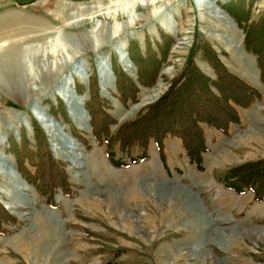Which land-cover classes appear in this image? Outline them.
Returning <instances> with one entry per match:
<instances>
[{
    "label": "rangeland",
    "instance_id": "obj_1",
    "mask_svg": "<svg viewBox=\"0 0 264 264\" xmlns=\"http://www.w3.org/2000/svg\"><path fill=\"white\" fill-rule=\"evenodd\" d=\"M260 55L264 0H0V264H264V195L242 180L264 161ZM203 88L224 123L201 124L203 170L177 137L114 140Z\"/></svg>",
    "mask_w": 264,
    "mask_h": 264
},
{
    "label": "trees",
    "instance_id": "obj_2",
    "mask_svg": "<svg viewBox=\"0 0 264 264\" xmlns=\"http://www.w3.org/2000/svg\"><path fill=\"white\" fill-rule=\"evenodd\" d=\"M259 61L260 63H264V56L260 55ZM263 66L264 64L260 65L262 72H264ZM196 84L197 83L194 82V85ZM192 91L191 93L193 94V98H195V100H198L197 104H193L190 100L185 98V95L189 94L188 91L179 90V94L174 102L173 99H171V97L167 94L162 97L155 105L149 107L147 112L141 114L134 121L123 125L116 133L114 140L123 147L130 148L134 145H139L140 147L146 149L148 147L149 141L151 139H155L157 141L160 153L164 154V142L162 141L163 138L168 135L177 137L182 140L183 146L191 162L196 164L200 170H203L202 156L204 152H206L207 148L204 144L205 138L201 124L206 123L212 126L222 128L224 123L220 121H213L212 119L208 118V116L201 115V112H203L202 107H208V109L210 110V108L215 109V105H218L212 101V98L210 96L206 95V89L203 88L198 92L195 91V93ZM204 99L208 101V105L204 104ZM176 101H179V103H176ZM211 101L214 104H211ZM172 105L173 110L176 111V114H174L173 116L171 114ZM175 108L179 109L175 110ZM204 113L207 114L208 112L205 111ZM162 115L163 119L168 116H172V120L168 122L166 126L162 125ZM174 116L175 118L173 119ZM172 122L175 125H173ZM46 155L50 156V154L47 153ZM48 160L50 163L54 164V161H52L51 158H49ZM260 163L262 164L264 163V161L259 162L257 164H250L244 169V171H248L249 173L242 174V180L247 182L245 188L250 186L251 190H254L259 197L264 195V187L260 186L259 189L255 188L252 186V181L256 180V182L258 183L264 181V178L262 176L264 175V168H258V165ZM51 182L52 180L48 178L47 183L49 186H51ZM235 188L236 187H234V189Z\"/></svg>",
    "mask_w": 264,
    "mask_h": 264
},
{
    "label": "bare ground",
    "instance_id": "obj_3",
    "mask_svg": "<svg viewBox=\"0 0 264 264\" xmlns=\"http://www.w3.org/2000/svg\"><path fill=\"white\" fill-rule=\"evenodd\" d=\"M64 8V7H63ZM208 9H210V8H208ZM204 11H207V10H204ZM211 18L214 20V21H217L221 26H225L226 24H229L230 22L232 23V20H231V18H230V16H228V15H226L225 13H223L222 11H216V12H214V15L213 16H211ZM203 20H204V22L205 21H208V17H205V15H203ZM225 28L226 29H228L229 30V28L228 27H226L225 26ZM223 40H225L224 38H222ZM228 40V39H227ZM225 42V41H224ZM121 62L122 63H127L128 61H127V56H126V54L124 53V55L122 54L121 55ZM128 64V63H127ZM125 67H127V66H125ZM128 67H129V64H128ZM41 124H47V120H41ZM50 124H53L52 122L50 123ZM50 124H49V126H47L46 127V130H47V132L48 133H50V135L53 137V139H54V141L56 140L57 142L58 141H60L61 140V142H59V143H61L62 144V146H65V147H67V148H71L72 147V144L69 142V141H64L63 140V136L62 137H60V132H64V129H62V127L61 126H59V125H55V126H50ZM66 131V130H65ZM59 134V138H58V135H56V134ZM65 135V134H64ZM69 136V135H68ZM67 138V137H66ZM69 139V138H68ZM63 144H65V145H63ZM75 144V143H74ZM57 147V146H56ZM55 148V147H54ZM55 150V149H54ZM57 151V150H56ZM12 170H13V174L16 176V177H19V175H18V173L15 171V169H13L12 168ZM14 182H15V184H14V187L17 189V190H19L21 187H24V184H23V186H22V184L15 178V180H14ZM23 189V188H22ZM5 194V193H4ZM7 196H8V194H6ZM11 195V194H10Z\"/></svg>",
    "mask_w": 264,
    "mask_h": 264
}]
</instances>
